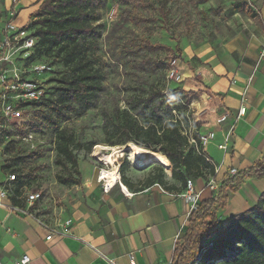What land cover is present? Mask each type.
Returning a JSON list of instances; mask_svg holds the SVG:
<instances>
[{"label":"rangeland","instance_id":"rangeland-1","mask_svg":"<svg viewBox=\"0 0 264 264\" xmlns=\"http://www.w3.org/2000/svg\"><path fill=\"white\" fill-rule=\"evenodd\" d=\"M39 4L38 0H0V77L4 76L0 79V96L5 86L17 82L14 75H18L20 82H35L43 93L42 98L21 105L23 120L18 122L2 116L0 103V181L15 173L22 181V192H42L43 200L34 211L51 221L59 218L60 213L78 218L82 213L96 211L104 194L97 175L100 169L110 170L112 166L99 162L94 146L101 147L100 153L104 154H110L113 149L122 151L116 155L115 162L121 165L126 161L120 178L131 189L152 183L165 188L171 183V165L169 170L167 163L138 166L133 164L128 152H123L128 144L124 143V132L119 125L125 119L123 113L128 112L131 119L145 125L155 122L156 106L164 121H178L182 134L193 145L191 135L199 132L200 123L191 107L200 99L193 92H178L182 87L174 77L181 76V63L198 67L213 57L224 58L229 63L233 41L238 34L248 33L255 21H260L264 9V0H99L94 25L100 35L87 40V59L102 75V90L86 111L61 121L52 106L59 95L60 81L71 75L69 68L58 57L30 60L33 49L24 45L31 38L32 14ZM23 8L27 11L22 19ZM28 11L33 12L28 15ZM127 15L130 17L125 20ZM149 44L160 48L152 50ZM4 57L7 60H1ZM172 70L174 77L169 76ZM156 91L164 97L152 99L150 95ZM172 92L177 96L175 102H166ZM196 105L195 102L193 108ZM59 129L68 130L84 145L75 152L80 186H62L56 180L57 175L67 172L55 164ZM135 144L150 151L159 148ZM186 179L201 184L207 180L190 175ZM236 180L237 185L243 182L242 178ZM224 205L218 201L214 206L219 226L227 222L221 213ZM200 263L201 258L193 264Z\"/></svg>","mask_w":264,"mask_h":264},{"label":"crops","instance_id":"crops-1","mask_svg":"<svg viewBox=\"0 0 264 264\" xmlns=\"http://www.w3.org/2000/svg\"><path fill=\"white\" fill-rule=\"evenodd\" d=\"M26 11L21 10L22 19ZM232 46L229 63L213 57L198 67L185 62L180 66L182 90L196 93L200 99L191 107L200 123L199 134L214 133L203 152L217 169L219 184L230 178V169L239 173L264 164V9L260 21H255L248 33L238 34ZM241 108L244 113L238 116ZM218 115L225 116L219 125L215 121ZM231 126L224 152L217 146L224 142ZM251 176L230 179L228 185L235 191L226 189V204L223 202L221 210L227 222L252 208L264 191V176ZM237 178L243 181L239 185ZM125 186L131 196L115 188L101 195L95 212L78 218L60 213V219L70 218L72 224L65 236L54 235L50 240L34 220L0 208V262L11 264L27 254L30 264H130L128 255L132 254L136 264H171L191 214L181 197L185 186L174 179L165 188L158 184L139 189ZM204 186L205 181L194 183L200 202L211 196ZM15 201L13 204L10 198L5 203L22 206V200Z\"/></svg>","mask_w":264,"mask_h":264},{"label":"trees","instance_id":"trees-1","mask_svg":"<svg viewBox=\"0 0 264 264\" xmlns=\"http://www.w3.org/2000/svg\"><path fill=\"white\" fill-rule=\"evenodd\" d=\"M38 1L40 4L32 14L31 25L34 29L30 37L35 39V45L30 60L58 57L59 62L69 68L71 75L60 81L59 95L52 106L58 120L68 121L72 114L80 115L86 111L102 90V75L87 59V40L100 35L94 25L98 19L95 7L99 0ZM129 17L127 15L125 20ZM149 48L156 50L160 45L149 44ZM178 92L183 91L180 89ZM150 96L152 99L164 97L159 91ZM176 97L172 92L165 101L175 102ZM153 110L157 114L155 122L145 125L131 119L128 112L123 113L125 119L119 125L124 132V143H132L129 142L132 140L148 148L158 146L153 152L162 153L167 160L168 170L171 165V177L184 186L188 175L196 179L214 177L215 168L207 161L200 147L199 132L191 135L193 145H190L177 120L164 121L158 115L156 106ZM83 148L84 145L77 142L68 130L59 129L56 132L55 164L67 170L66 174L56 177L60 185H81L75 152ZM126 164L125 160L121 162L120 173ZM251 175L257 178L264 176V164L228 178L227 185L225 181L222 182L218 192L219 202L227 199L226 189L235 191L228 185L230 179ZM21 187L22 181L17 178L14 183L16 197L22 195ZM15 196L11 198L13 204H16ZM214 205L213 199H207L191 212L182 244L176 246L172 261L175 264H193L201 258L200 264H264V191L252 208L235 215L224 226L217 223Z\"/></svg>","mask_w":264,"mask_h":264},{"label":"built area","instance_id":"built-area-1","mask_svg":"<svg viewBox=\"0 0 264 264\" xmlns=\"http://www.w3.org/2000/svg\"><path fill=\"white\" fill-rule=\"evenodd\" d=\"M11 28L14 29L13 25H10ZM24 45L26 48L33 49L35 45V40L33 38L28 39L24 42ZM261 56H264V54H261ZM1 60H7L6 57H4ZM35 70H44L43 69H37L35 67ZM170 77H174V71L172 70L170 72ZM4 77V76H1ZM0 77V79H2ZM14 78H16L17 82L12 83L9 86L4 87V91L0 96V103H1V113L4 118H8L12 120L13 122H18L20 120H23V114H22V108L21 105L25 104L27 101H33L38 100L39 98H42V90L39 85H37L35 82L32 81H25L20 82L18 81V75H14ZM174 79L176 81H180L181 78L179 76H175ZM244 113V108H241L238 111V116L242 115ZM225 120L224 115H218L216 117V124L219 125ZM232 132V126L227 130V134L225 136L224 142L220 145H218V149L221 151L227 150L228 145V138ZM214 139V133L210 132L206 135H199V143L202 146V149ZM96 148V146H94ZM95 150V149H94ZM103 152H101L102 154ZM97 156V155H96ZM207 161L212 164V162L206 157ZM97 160V157H96ZM116 161V160H115ZM100 162V161H99ZM116 163V162H115ZM116 169H115V183L111 186L108 184L107 179L102 178V176L99 174L97 175V182L100 185L101 191L104 194L110 193L115 188H119L121 191L123 182L120 178V165L116 163ZM105 166V165H104ZM215 168V166H214ZM101 170V169H100ZM217 173V169L215 168V175ZM237 174V171L235 169H230L229 176H235ZM17 180V176L15 173H9L7 175V179L4 183L0 184V208H8L11 212L15 213L16 215H20L25 218H30L36 222V224L43 229L47 235L45 237L46 240H50L54 235L63 237L68 233V229L70 228L72 224V220L70 218L60 219L58 217H55L52 222L47 221L39 217L36 213H33V208L37 206L42 200H43V194L40 191H25L22 193L21 196L16 197L14 194V183ZM219 187L220 184L217 182V180L214 177H208L205 181L204 189H207L210 193V199H213L215 203L219 201ZM16 200H22V206H16L13 204H7L5 203L6 200L14 197ZM182 199L185 203L189 204L191 208V212L196 209V207L200 203V191H196L194 188V183L192 179H187L185 184V190L183 194L181 195ZM130 264H136L134 256L132 254L128 255ZM0 264H3L0 262ZM11 264H30V257L27 254H24L20 256L18 259L13 261ZM171 264H175L173 261Z\"/></svg>","mask_w":264,"mask_h":264},{"label":"bare ground","instance_id":"bare-ground-1","mask_svg":"<svg viewBox=\"0 0 264 264\" xmlns=\"http://www.w3.org/2000/svg\"><path fill=\"white\" fill-rule=\"evenodd\" d=\"M100 149L101 147L99 146L96 147V155L99 157V161L102 162L103 165L112 166V168L110 170L102 169L100 170L99 174L102 176V178L107 179L108 184L112 186L116 180L115 178L116 167H114V162L116 160V155L121 154L122 151L113 149L110 154H104V153L101 154ZM123 149L130 154V158L133 164L135 163V165L138 166H143L151 162L160 163L165 166L167 163L165 158L161 154L155 153L153 151H150L142 146L133 143L126 144ZM121 191L126 195L131 196V194L129 193L128 189L124 184H122Z\"/></svg>","mask_w":264,"mask_h":264},{"label":"water","instance_id":"water-1","mask_svg":"<svg viewBox=\"0 0 264 264\" xmlns=\"http://www.w3.org/2000/svg\"><path fill=\"white\" fill-rule=\"evenodd\" d=\"M123 150V152L125 151L124 149H122ZM126 152V151H125Z\"/></svg>","mask_w":264,"mask_h":264}]
</instances>
